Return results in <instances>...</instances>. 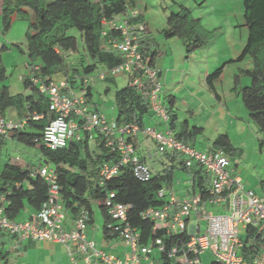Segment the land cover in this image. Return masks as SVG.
I'll use <instances>...</instances> for the list:
<instances>
[{
  "label": "built area",
  "instance_id": "obj_1",
  "mask_svg": "<svg viewBox=\"0 0 264 264\" xmlns=\"http://www.w3.org/2000/svg\"><path fill=\"white\" fill-rule=\"evenodd\" d=\"M139 11L122 19L103 20L109 30H119V37L111 38L104 47L119 53L121 62L100 74L101 79L127 74L130 84L149 102L154 113L167 122L169 114L161 104L159 71L152 67L140 51L138 40L145 31L143 23H130L137 19ZM104 29L103 35H108ZM1 48V46H0ZM29 75L41 94L47 97L52 114L43 132V144L49 149L66 147L72 141H81L85 135L90 140L98 131L106 146L119 155L117 162L104 163L100 176L109 180L117 175L122 167L131 165L133 173L140 181H149L153 174L148 165L136 154L135 146L127 137L138 133L157 141L161 152L178 153L187 168H201L207 176L210 194L206 199L199 192L177 196L173 187L159 190L158 197L166 199L161 207H149L140 212L139 217L153 222L152 236L147 243H141L142 234L129 220L130 204L113 202L111 192L99 203L106 207L110 221L106 224L107 234L120 237L130 247L131 252L120 259L109 255L97 247L87 236L91 220L89 209L82 206L74 217L70 230L65 229V203L62 200V186L59 183L58 169L62 165H45L30 169L33 178L41 177L48 186V200L40 211L28 220L17 221L6 215L5 195L0 199V229L21 240L51 241L64 244L72 264H79L78 255L86 264L103 261L111 264H205L202 256L212 252L210 264H264V198L244 186L242 179L233 177L231 161L222 151L202 152L178 141L170 131L163 133L155 128L141 129L138 125L119 127L87 102L84 90L77 92L66 79L55 80L49 76L35 75L38 66L27 63ZM23 79V77H20ZM37 113L22 119H13L0 110V142L9 139L16 131L23 130L27 123L39 120ZM19 159V158H17ZM210 205L220 207L227 213L214 214ZM195 215L197 218L193 220ZM245 232L247 239L241 238ZM170 238L172 244L166 241ZM71 245L76 247L72 250Z\"/></svg>",
  "mask_w": 264,
  "mask_h": 264
},
{
  "label": "trees",
  "instance_id": "obj_2",
  "mask_svg": "<svg viewBox=\"0 0 264 264\" xmlns=\"http://www.w3.org/2000/svg\"><path fill=\"white\" fill-rule=\"evenodd\" d=\"M127 8H129L127 0H3L2 26L7 31L13 23V15L16 19L21 14L28 16L30 24L27 33V63L30 67L38 66L35 75L52 78L55 75H61L77 92L84 90L85 84L88 83L86 98L90 104V77L101 68H111L121 61L117 51L104 47L111 38L119 37L121 31L111 28L108 30L102 21L104 18L112 20L126 13ZM244 8V20L249 29L248 41L241 54L230 62L243 61L247 56L251 58L252 68L241 70L242 75L246 76L250 83L244 86L239 94L252 124L264 135V0H244ZM132 11L133 9L121 16V19L129 17ZM142 20L143 17L140 15L137 19H131L130 23H142ZM104 29L108 32L106 36L103 35ZM145 32L141 33L138 40L140 51L146 59H150L151 66L158 69L154 60L159 51L157 49L151 51L150 47H145ZM163 32L167 40L180 38L185 43L187 41L186 47L190 53L204 46L211 38L208 30L201 23V18H196L192 10L183 4H180L178 10L171 12L168 16V27ZM80 42L81 46H79ZM4 49L6 46L3 47ZM70 53L77 54V62L71 61L68 56ZM229 63L225 62L214 73L207 76L206 82L211 87L217 79L221 78ZM4 71L0 54L1 78H4ZM160 74L159 69V76ZM239 77L240 75H237L235 79L238 81ZM23 83L26 88L32 90V93L27 96L22 94L12 96L8 92V86H5L0 92V110L4 112L9 107L26 106L28 112L25 116L34 113L43 116L39 120L31 119L25 129L15 132L13 139L28 145H38L46 159V164L62 165L58 169V176L65 209L71 210L76 216L80 207L84 206L89 209L91 216L89 199L95 198L99 202L114 192L113 202L133 206L129 212V220L139 228L142 234L141 243H147L152 236L154 224L150 220L141 219L139 214L149 207L163 206L166 199L158 197L159 190L174 182L178 168L189 171L184 162H177L180 154H168L171 164L161 172L155 173L149 181L143 182L137 179L130 166L123 167L118 176L103 180L100 176L103 164L117 162L118 153L111 151L110 147L106 146L105 140L99 138V153L95 154L89 146L87 136L84 140L72 141L63 148L46 147L42 140L43 132L52 116L48 99L40 93L38 86L33 84L29 74L24 76ZM116 101L118 113L115 122L119 127L138 125L143 129L146 126L145 118L153 111L149 107L148 100L136 88L128 84L118 90ZM168 102H170V107L167 105L170 120L173 118L172 126L177 116L174 109L175 96L171 95ZM140 137L142 134L129 137L137 149V139ZM175 137L181 141L177 134ZM212 149L222 150L228 157L241 154L225 134L215 139ZM30 173V169L14 163L5 164L1 171L0 197L5 195L6 215L11 219H16L26 205L40 211L48 200L46 182L41 177L33 178ZM189 175L190 189L201 193L206 199L210 194L206 173L201 168H194L189 171ZM3 205L5 204L0 199V206ZM99 205L107 215L106 226L110 216L106 207ZM166 242L169 245L172 244L170 238Z\"/></svg>",
  "mask_w": 264,
  "mask_h": 264
},
{
  "label": "crops",
  "instance_id": "obj_3",
  "mask_svg": "<svg viewBox=\"0 0 264 264\" xmlns=\"http://www.w3.org/2000/svg\"><path fill=\"white\" fill-rule=\"evenodd\" d=\"M127 1L129 5V8H127V12L128 11L130 12L131 9H135V8L141 11V16L143 17L142 21L146 25V32L144 35L145 38L144 45L146 48L150 47L151 51H154L155 49L159 51V53L157 54L154 60L155 65L158 67V69L161 70V74H160L161 82L162 83L164 82V78L167 79L168 81L169 77L172 74L171 72L173 71L176 74L177 72H179L181 68L180 53H182V51H180L181 47L178 45L179 43L178 39L180 38H174L171 40H167L164 38V40H167L166 42H164V40L159 41L155 35L160 34V36H164L163 31L168 27L167 19L166 21H163L160 24L159 28L158 27L155 28L150 24L149 22L150 20L147 21L145 18L144 11L147 10V6H148L147 4H141L139 0H127ZM229 1L230 0H228L227 2ZM1 5H2V0H0V19L2 20L3 13L1 10ZM142 9H144V11ZM126 13L120 14L119 16L126 15ZM12 20L13 22L17 20L15 18V15L12 16ZM243 25H246L245 22H243ZM230 54L236 55V52L232 51ZM235 59L236 58H233L232 60ZM250 63L251 61L249 59L247 63L245 62V59L242 61V63L241 62L240 63L232 62V64L230 63V66L235 65V69H234V71L236 72L235 78L237 75H240L238 81L234 79V86L230 90L231 92L230 95L236 94V92H238V90L240 89V83L242 82L243 77H246L242 75L241 70L248 68L247 65H249ZM173 67L175 68V70ZM4 70H5L4 71V79H5L6 78L5 66H4ZM101 70H104V68H101ZM166 70H167V74L165 75ZM99 71H97L90 77V84H91V96L89 102L90 108L94 111H99L100 113L104 114L109 121H114L116 120L118 113L116 92L128 85L129 77L125 75H120L115 78L107 79L104 81L96 77V74ZM206 73H208V71ZM61 78L62 76L58 75L56 79L59 80ZM221 79H223V76L217 79L216 81ZM216 81L214 82L213 87H211L210 85L209 87L212 89V92L216 97V103L218 104V106L214 108L212 111L210 110L211 112L209 113V116L211 119H213V117H217L218 120H220L221 124H220V132L218 129L216 130V132L214 131L212 132L213 140L209 142L210 144L208 146V150L212 149L213 143L216 138H218L220 135L223 134L227 135L233 146L236 149H239L238 151L241 152V154L238 153L233 156H230L232 161V166H231L232 176L240 177L247 189H251L255 191V193L258 196L264 198V144H262L264 135L252 124L247 109L245 107H242L240 104L239 107L243 112V116L236 117L237 113L234 111L235 109H237L236 106H232L234 103L231 102V100L229 101L227 100V96L225 93L221 95V93L218 92L217 88L215 87ZM103 82L105 83L111 82V84L115 86V89H112L109 84H103ZM119 83L124 85L121 86ZM5 86H8V92L12 96L19 94L27 96L32 93V90L30 88H26L24 86L25 89L24 92L13 94L11 92L10 85L1 84V82H0V92ZM171 87H173V89L175 87V85H173L172 82H171ZM164 89H166L165 93H163ZM171 95L172 92L168 93V89L166 87L162 88L161 99L166 107H167V101L169 100V97ZM175 99H176V103L174 105V109L176 110V107L178 105V97L175 96ZM232 101L234 100L232 99ZM185 105L187 107V110L185 112L188 114V117L193 118L194 116L198 115L196 111L199 110L200 107H198L197 102L189 101L185 103ZM27 112L28 110L26 106L21 108L9 107L6 108L4 111L5 115L13 119H19L25 116ZM171 120H173V118ZM171 120L169 126L168 124L158 119L153 112H151V114L145 118L146 126L156 127L157 129L163 132L166 131L167 128H169L173 130L174 134H177V136L180 137L183 143H186L190 146L191 145L194 146L195 139L191 140V137H193L195 134L200 135V133H202L201 130H203V128L195 127V129L192 130L191 122L185 115L184 116L177 115L173 121L174 123L172 124V126H171ZM198 128H200V130H198ZM205 129L206 132L211 130L209 124L206 125ZM18 143L21 142L15 141L13 139V136L10 137L9 139L0 142V163L1 161L4 160H5V164L13 163L12 158L15 159L14 157L11 156V159L9 158V156H7L8 159H2L1 157L3 156L4 151L8 153L9 150L14 151L20 148ZM98 144H99L98 135L95 140L89 141V146L92 150L95 151V154L99 153ZM137 146L140 156L145 162H147L150 165V167L153 169L155 173L161 172L165 167H168L171 164L170 157L161 155L157 151L156 145L152 140L144 139L143 137H140L137 139ZM205 146L206 144H204V147ZM248 148L252 150L254 156L256 155L258 156V158L255 157L253 158L254 160L257 161L256 166L251 167L250 169L248 168V166L245 167L243 163V160L244 161L246 160V158L244 159V154L246 149ZM7 153L6 155H8ZM247 158L252 159L250 155H248ZM258 159L262 160V164L260 163V161H258ZM245 164L251 165L250 162L248 163L246 162ZM29 168L32 169L36 167H29ZM1 169H0V174L2 171ZM190 180L191 178L189 175V171L187 170L183 171L180 168H178L174 182L171 184L173 186L174 193L177 196L188 195L190 193V186H191ZM89 201H90V207L92 213H91V222L89 223L87 230L88 238L94 240L97 244V247L100 250L104 251L105 253L109 255H114L120 259H124L125 256L131 252L129 245L120 237H111L107 234L105 230L107 215L104 209L99 205V203L95 198L89 199ZM96 204L100 210L99 218L97 216L96 210L94 209V207H96ZM37 212L38 211H36L32 207L26 205L23 212L16 218V220L17 221L28 220L32 215L36 214ZM64 213L66 214L65 229L70 230L75 215L72 213L71 210L67 208L65 209ZM71 248L74 251L76 250V247L74 245H71ZM77 257L79 259V264H86L83 261L81 255H78ZM0 264H72V261L69 256L68 249L64 244L58 242H51V241H34L33 239L21 240L18 236L12 235L0 229ZM94 264H111V263L96 261Z\"/></svg>",
  "mask_w": 264,
  "mask_h": 264
},
{
  "label": "rangeland",
  "instance_id": "obj_4",
  "mask_svg": "<svg viewBox=\"0 0 264 264\" xmlns=\"http://www.w3.org/2000/svg\"><path fill=\"white\" fill-rule=\"evenodd\" d=\"M139 1L141 2V4L148 5L147 10H142L144 11L146 20H150V24L155 28H159L160 24L163 21H166V19L168 24L167 17L171 14V12L177 11L180 4H183L192 10L196 18H201V23L204 24V26L208 30V34L211 35L210 41L208 43L193 50V52L191 53L187 50V41L185 43L183 42V40L178 39V45L181 47L180 51H182V53H180L181 68L176 74L172 71L169 80L167 81V79L164 78V82L162 83L163 88L166 87L168 89V93L172 92L173 96L178 97V105L176 107V112L178 113L177 115H185L191 122L192 130L195 129V127L203 128L200 135L195 134L193 137H191V140L195 139V147L193 145L191 146L199 150L206 149L203 151H207L210 144L209 142L213 140L212 132H216L217 129L220 132L221 123L217 117H213V119H211L209 116V113L214 108H216L218 104L216 103V97L213 94L212 89L206 82V77L208 76V74L214 73L225 62L229 63L233 58H237L241 54L248 41L249 29L247 25H243V22H245L244 0H230L229 2H227L228 0ZM29 22V17L23 16V14H21L17 18V20H15L11 24L9 30L6 31L3 28L2 20L0 19V41L6 44V49L2 51V61L6 69V78L4 79L0 77V82L1 84L10 85L11 92L13 94L24 92L25 90L24 83L20 79V76L26 75L29 72V68L27 67V33L29 31ZM155 36L159 41H162L165 38L164 36H160V34ZM166 41L167 40H164V42ZM79 46H81V42L79 43ZM232 51H235L236 55L230 54ZM68 56L71 58L72 62H77V54L70 53ZM248 59L251 61V58L247 56L245 58L246 63L248 62ZM240 62L242 63V61ZM230 63L224 69L222 75L223 79L216 81L215 87L217 88L218 92L221 93V95H223L224 93L226 94L228 101L231 100V102L234 103L232 106H236L237 109L234 110L233 108V110L237 113L236 117H239L243 116V112L240 109L239 104L242 107H245L239 93L244 86L250 83V80L247 77H243L238 92H236V94L234 95H230V90L234 86V79L236 74V72L234 71L235 65L230 66ZM252 66L253 64L251 61V63L247 65V67L252 68ZM207 71L208 73H206ZM166 74L167 70L165 71V75ZM171 82L173 83V85H175L174 89L173 87H171ZM103 84H109L112 89H115V86L112 85L111 82H103ZM120 85L122 86L124 84ZM165 91L166 89L163 90V93H165ZM232 99L234 101H232ZM189 101L197 102L198 107H200V109L196 111L198 115L194 116L193 118L188 117V114L185 112L187 110L185 103ZM169 103L170 102L167 101L168 107H170ZM207 124H209L211 130L206 132L205 128ZM204 144H206L205 147ZM18 145L20 146V148L14 151L9 150L8 153L4 151L1 158L8 159L7 156H9V158L11 159V156L14 158L16 156H21L22 159L16 161L12 158V162L17 163L22 167H26L27 165L29 167H38L41 163L46 164V159L45 157H43L38 145L33 146L24 143H18ZM6 153L8 155H6ZM248 155H250L252 159L247 158ZM254 157L258 158L257 155H253L250 148L246 149L244 154V159L246 158V160H243L244 166H248L249 169L251 167H255L257 161L253 159ZM258 161H260V163L262 164L261 159H258ZM246 162H250L251 165H246ZM49 164L53 166V164ZM4 165L5 160L1 161L0 169H3ZM94 209L96 210L97 216L99 218L100 210L97 204ZM209 211L214 214L228 212L220 207H216L213 205H210ZM196 218L197 217L193 215L192 219L196 220ZM241 238L243 240L247 239L245 232L241 233ZM213 259L214 255L212 254V252H207L202 256V261L205 264H210Z\"/></svg>",
  "mask_w": 264,
  "mask_h": 264
},
{
  "label": "clouds",
  "instance_id": "obj_5",
  "mask_svg": "<svg viewBox=\"0 0 264 264\" xmlns=\"http://www.w3.org/2000/svg\"><path fill=\"white\" fill-rule=\"evenodd\" d=\"M2 4H3V0H2ZM1 10H2V5H1ZM135 9H133V11H134ZM136 11H139V13H140V15H141V11L140 10H138V9H136ZM128 15V14H127ZM105 19V18H104ZM103 19V20H104ZM114 19H121V16H117L116 18H114ZM105 20H108V19H105ZM108 21H111V20H108ZM102 23H103V21H102ZM144 25H145V23L144 22H142ZM104 24V23H103ZM145 31H146V25H145ZM0 46H1V48H0V54L2 55V51H3V47L4 46H6V44L4 43V42H2V41H0ZM149 59V58H148ZM121 62V61H120ZM149 63H150V59H149ZM151 65V64H150ZM114 67V66H113ZM153 67V66H152ZM112 68V67H111ZM108 69H110V68H107V69H104V70H101V71H99V76H97L99 79H101L100 78V74L101 73H103L104 71H107ZM155 69H157V68H155ZM158 71H159V69H157ZM27 74H29V72L27 73ZM26 74V75H27ZM26 75H21L22 77H23V79H24V76H26ZM120 75H126L127 77H129V80H128V84L131 86V84H130V80H131V77L129 76V75H127V74H119V75H117V76H120ZM223 75V74H222ZM20 76V77H21ZM117 76H114V77H108V78H105V79H101V80H107V79H111V78H115V77H117ZM222 77V76H221ZM55 80H58V79H56L57 78V76L55 75V77H53ZM21 79V78H20ZM23 79H21L22 81H23ZM63 79H65L63 76H62V78L61 79H59V80H63ZM158 81L160 82V85H161V91H160V94H159V96H160V101H161V104L167 109V111H168V114H169V119H168V121L167 122H165V121H163V120H161L155 113H154V111L151 109V107H150V109L153 111V113H154V115L158 118V119H160L162 122H164V123H166V124H168L169 125V121H170V113H169V110H168V108L164 105V103L162 102V99H161V96H162V88H163V85H162V82H161V80H160V76H159V74H158ZM135 88V87H134ZM138 91V90H137ZM90 105V104H89ZM94 111V110H93ZM97 112H99V111H97ZM100 113V112H99ZM100 114H102V113H100ZM102 115H104V114H102ZM7 116V115H6ZM105 116V115H104ZM26 117V116H25ZM106 117V116H105ZM22 118H24V117H21V118H19V119H22ZM107 119V118H106ZM15 120H17V119H15ZM108 120V119H107ZM109 121V120H108ZM110 122H113V121H110ZM114 122H115V120H114ZM27 125H28V123H27ZM26 125V126H27ZM25 126V127H26ZM147 127H152V128H155V129H157L156 127H153V126H145L143 129H145V128H147ZM25 129V128H24ZM158 131H160L159 129H157ZM168 131H170L171 133H172V135L175 137V134L173 133V131L171 130V129H169V128H167V130L166 131H160V132H163V133H166V132H168ZM15 134V133H14ZM14 134L12 135V136H14ZM139 135H141L142 133H138ZM137 134V135H138ZM97 135L99 136V138H100V140L102 139V135L98 132V131H96L95 133H94V139L93 140H95L96 139V137H97ZM11 136V137H12ZM87 135H85L84 136V138L86 137ZM130 137V136H129ZM129 137H127V141L128 142H132V141H130V139H129ZM142 137H144V138H147V139H149V140H152L154 143H155V145H156V149H157V151L161 154V155H164V156H168V154L170 155V154H172L171 152H161L160 151V149H159V146H158V143H157V141L156 140H154V139H152V138H150V137H147V136H145V135H143L142 134ZM84 138L82 139V140H84ZM88 138V140L89 141H93V140H90L89 139V137H87ZM176 138V137H175ZM177 139V138H176ZM81 140V141H82ZM133 140V139H132ZM178 140V139H177ZM179 141V140H178ZM76 142H80V141H76ZM181 143H183L182 141H180ZM133 144H134V146H135V149H136V154L139 156V158L141 159V161L143 162V163H145L146 165H148L149 166V168H150V170H151V172H152V174H153V176H154V174H155V172L153 171V169L150 167V165L147 163V162H145L143 159H142V157L140 156V154H139V152H138V149L136 148V145H135V143L134 142H132ZM183 144H185V145H187V146H190V145H188V144H186V143H183ZM190 147H192V146H190ZM192 148H194V147H192ZM194 149H196V148H194ZM197 150H199V149H197ZM217 150H219V149H217ZM199 151H202V152H208V153H211V152H214V151H216V150H213V149H210V150H208V151H203V150H199ZM220 151H222V150H220ZM223 152V151H222ZM224 153V152H223ZM225 154V153H224ZM225 155H227V154H225ZM17 158H19V159H17ZM179 160H177V162H184L183 161V158H182V156L181 155H179ZM21 158H20V156H17V157H15V161L16 160H20ZM229 159H230V161H231V158L229 157ZM14 164H17V163H14ZM184 164H185V162H184ZM19 165V164H18ZM45 165H50V164H45ZM45 165H39L38 167H41V166H45ZM53 165H55V164H53ZM21 166V165H20ZM127 166H130L131 167V169H132V166L131 165H127ZM127 166H124V167H127ZM185 166V165H184ZM231 166H232V161H231ZM231 166H230V172H231ZM38 167H36V168H38ZM186 167V166H185ZM24 168H26V169H30L29 167H28V165L26 166V167H24ZM123 168V167H122ZM194 168H198L197 166H195ZM194 168H192V169H194ZM32 169H34V168H32ZM189 169V168H188ZM192 169H189V171L190 170H192ZM199 169V168H198ZM122 170V169H121ZM121 170H120V172H121ZM133 170V169H132ZM120 172L117 174V175H115V176H118L119 174H120ZM232 175V174H231ZM233 177H236V176H233ZM143 182H146V181H143ZM245 186V185H244ZM164 187H173L172 185H165ZM163 187V188H164ZM255 192V191H254ZM99 203V202H98ZM100 204V203H99ZM16 220V219H15ZM106 227V226H105ZM106 230V229H105Z\"/></svg>",
  "mask_w": 264,
  "mask_h": 264
}]
</instances>
